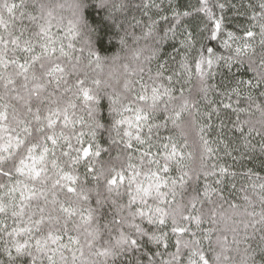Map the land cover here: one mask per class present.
<instances>
[{
  "label": "snow or ice",
  "instance_id": "1",
  "mask_svg": "<svg viewBox=\"0 0 264 264\" xmlns=\"http://www.w3.org/2000/svg\"><path fill=\"white\" fill-rule=\"evenodd\" d=\"M162 5L163 0H142L136 8L148 17L147 22L133 16L134 23L125 27L113 13L124 11L126 0H75L69 6L75 19L65 26L64 17L53 15L63 4L31 0L29 11V0H0V255L6 257L0 264H108L110 257H127V264H210L191 225L203 231V240L211 241L212 229L201 228L205 223L201 210L214 202L213 184L220 185L235 173L220 166L217 174V165H203L196 174L206 181L203 191L193 189L187 203L178 205L177 197L183 199L192 179L184 166L186 156H191L183 151L188 139L181 131V145L176 134L162 137L160 131L169 125L180 130L188 116L195 123L203 100L208 120L221 108L233 110L244 146L252 147L248 137L255 134L261 137L264 152V133L240 119L253 109L264 111V0H241L239 5L232 0H197L184 6H173L169 0L167 9ZM93 10L106 11L112 27L124 31L122 46L127 47L126 37L133 43L146 42L134 49L138 60L144 51L150 53L136 68L123 65L128 78L122 84L117 80L118 87L86 70L94 65L95 72L106 60L94 44L97 33L101 35L96 43H102L104 28L91 26L86 18ZM150 10L168 25L163 35ZM227 11L245 17L238 32L225 31ZM186 18L199 19L203 27L198 33L189 31ZM25 19L29 25L23 24ZM16 20L21 22L18 30L10 24ZM130 28H138L141 35ZM169 39H178L184 50L178 68L170 69L165 62L157 66L155 75L149 69L145 79L144 63L156 57L161 42ZM213 41L226 54L219 53ZM257 45L262 49L259 55ZM244 57L247 71L253 74L248 80L232 72L235 65L244 64ZM225 69L233 86L218 92L219 86L209 81ZM193 75L198 80V100L190 98L191 87L185 88ZM102 83L110 89L103 96ZM212 92L221 96L217 107H213L217 101L209 99ZM105 107L110 120L101 115ZM210 128L211 124L200 128L209 156L215 151L204 136ZM101 132L111 141L107 149L97 143ZM102 153L108 159H102ZM173 165L179 173L175 177L168 175ZM259 188L264 191V183ZM106 205L112 209V219L101 226L98 216L105 215ZM215 215L213 209V222ZM145 222L152 227L145 228ZM169 225L175 236L174 252H167L169 235L164 228ZM103 230L109 237L113 231L116 235L99 244ZM190 232L193 238L185 239ZM148 244L165 251L150 254L145 250ZM165 255L167 259H158ZM100 257L104 259H95ZM258 260L264 264V252Z\"/></svg>",
  "mask_w": 264,
  "mask_h": 264
},
{
  "label": "trees",
  "instance_id": "2",
  "mask_svg": "<svg viewBox=\"0 0 264 264\" xmlns=\"http://www.w3.org/2000/svg\"><path fill=\"white\" fill-rule=\"evenodd\" d=\"M142 0H126L127 7L122 12H114L113 15L115 17V20L117 22H125V27H127V22H132L131 17L135 16L137 19L141 20L142 23H146L148 17L144 16L140 10L136 8L137 4H141ZM172 5H176L179 3L181 6L187 5L188 3L196 4L197 0H171ZM233 3H236L237 5L240 4L241 0H232ZM50 3L52 5L56 4H63L64 8H56L54 9L53 15L54 16H62L64 17L63 23L65 26H67L69 19H75L73 16V9L69 7L70 5H73L75 3V0H50ZM165 9L169 7V0H163V5ZM29 11H32L31 7V0H29ZM181 10H183V7H181ZM165 15H171L170 12H165ZM108 13L106 11L102 12L100 10H93L91 11L90 15H88L86 18L88 20V23L93 27H102L104 28L103 32V39L102 43H96V40L100 38V33H97V36L94 37V44L96 51L101 55L102 57H105L106 59L112 58L114 56H119L121 54V50L126 48L125 46L121 45L120 37L124 36V31L120 28L112 27L113 21L107 19ZM149 15L153 16L152 11H149ZM227 16L229 18V23H227L225 31H234L238 32L240 25L245 24V17L244 16H234L233 11H227ZM7 18V17H6ZM154 19H157L159 21L158 24V30L160 31V34L163 35V29L166 28L168 25L162 21L159 20L158 16H153ZM55 23V22H54ZM10 24L14 30H18L21 27V22L19 20L16 21H10ZM24 25H29V22L25 19L23 21ZM185 26L188 27L189 31L192 32H199L200 28L203 27V25L200 23L199 19L191 20V18H186L185 20ZM53 32H57V29L53 27ZM129 31L134 32L137 36L141 35V31L138 28H130ZM116 33H119L117 35ZM63 35V32L60 33ZM127 40V47L132 48H138L143 47L146 43L143 39L139 41V43H133V40L131 37H126ZM66 43V42H65ZM148 43H151V41H148ZM214 47L217 48V51L219 53H225V50L219 46L218 41L211 42ZM80 47V42H77V48ZM177 49H179V53L177 52ZM257 54L262 51L259 45H257L256 48ZM184 50L180 48V44L177 40H164L159 45V51L157 53V56L154 57L151 61L144 63L145 68V79H147V73L148 70L151 69V72L153 75H155L157 66L159 64H164L165 62L169 66V68H178V61L181 59V56L183 55ZM86 55V53H85ZM145 56L150 55L149 52L144 53ZM244 64L243 65H235L232 68V72L236 73L239 79L242 80H248L252 77V73L250 71H247V57H244ZM85 63H87V60H85ZM230 74L227 72V70H223V75H221L219 72L215 76L214 79L210 80L209 83L216 84L219 86V91H224L226 89H230L231 86H233V83L231 79L229 78ZM198 85V80L196 79L195 75L191 78V83L189 85H185V88L191 87L193 89L192 93L190 94L191 99H200L198 93L196 92V87ZM175 87L178 89L180 87V84H176ZM218 92H212L209 95L210 100L217 101V104L213 105V107L218 106V102L221 99V96L218 94ZM176 95H179V92L177 91L175 93ZM185 95H189L187 91H185ZM235 100L236 97H233V103L235 106ZM227 102V100H225ZM104 104L107 105V101H104ZM207 102L201 100L200 101V114L195 115V123H193V117L188 116L185 118L184 125L187 126V138H188V146L186 148H183V151L185 154L191 153L192 154V147L191 143L192 140H195L199 145V151L197 153V157L200 156L203 157L204 166L211 167L212 165H217V174L218 169L220 166L227 167L230 172L235 173L234 176L229 175L224 179V182L220 185L213 184V187L217 188V192L212 195V199L216 200L218 198H227L232 203H240L243 204L245 199L244 197L247 196L249 199L258 196L261 194L262 190L259 188L260 183H264V152L260 150V136H256L253 134L252 136L248 137V140L251 142L252 147H245V140L241 137V134L239 130L234 126V121L237 119V114L229 109L224 110L220 109L217 114H214L211 117V120H208L206 117V113L208 111V108L206 106ZM239 107H247L246 104H240ZM101 115H104L106 120H110L111 116L108 113L107 107H105ZM264 116V111H256L252 110L250 113H244L240 115V119L242 120H249L250 126L259 129L262 133H264V120H261V117ZM206 124H211V128L207 129V131L204 133L205 138L210 142L211 147L215 150L214 153L209 156L204 152V146L201 142V132L200 128L205 126ZM160 135L162 137H167L169 135H175V130L172 128L171 125L168 126L167 129H161ZM245 136H247V132H245ZM167 142V141H165ZM97 143H100L101 146L105 149L109 147V144L111 141L108 139V134L106 132H101L98 135ZM180 144L183 145V140L180 141ZM153 151H156L154 148ZM112 155H116V151L112 152ZM102 159H108L107 153H102L101 156ZM79 171L82 173L84 171V168L81 167ZM251 172V175L248 173ZM179 173L176 170L175 166L173 165L171 171L168 173L170 176H177ZM206 181L201 176L199 179L196 178V175H192V179L188 182V185L186 187L183 199H180V201L184 204L187 203L188 198L194 194L193 189L199 187L201 192L203 191V185ZM211 182V181H208ZM253 184L256 185V187H253ZM17 195H19L17 193ZM63 198V197H62ZM122 202H127V196H124L122 198ZM151 202V201H150ZM34 203V202H33ZM93 207H95L94 201L92 202ZM199 207V205H198ZM256 211H259V205H255ZM251 210V209H250ZM105 215L104 216H98V223L103 226V224L107 223L112 219V209L105 206ZM11 223V221H9ZM145 228H150L152 226H149L146 222L144 223ZM202 229H207V224L201 225ZM164 231L168 232L169 235V247L167 249V252H174L175 249V236L170 231V225L168 227L164 228ZM191 232L196 233V237L198 239H201L203 241L204 247L207 246V241L203 240V231H197L195 224L191 225ZM191 232L188 236L185 237V239L193 238L191 236ZM116 235V232L113 231L112 237H109L107 230L102 231V238L99 242V244H103L105 240L114 238ZM23 239V237H21ZM66 241V237H64ZM257 239H259V234H257ZM51 247H56V245H51ZM146 251L150 250L151 252H155L157 250L164 252L165 249L163 247H160L157 249V247L154 244H148L146 246ZM205 250V249H204ZM14 251V249H13ZM209 258V256H208ZM6 257L0 255V261L5 260ZM24 258H21L23 260ZM97 260H103L104 258H95ZM127 264V257H117V258H108V264ZM158 259H167V256L160 257ZM18 264H20V261H18ZM45 264H47V261H45Z\"/></svg>",
  "mask_w": 264,
  "mask_h": 264
},
{
  "label": "clouds",
  "instance_id": "3",
  "mask_svg": "<svg viewBox=\"0 0 264 264\" xmlns=\"http://www.w3.org/2000/svg\"><path fill=\"white\" fill-rule=\"evenodd\" d=\"M134 49L132 47L122 49L119 60L106 59L102 68L95 69V72L92 71L94 65L86 70L93 77L98 75L102 82L108 80L110 84L118 87L117 80L122 84L123 80L128 78L123 65L127 64L129 70L138 67L145 56L144 53L148 52L144 51L138 60L134 56ZM110 74L112 79H109ZM132 78L135 79V77ZM107 91L110 89L105 88L102 83L100 95L103 96ZM261 120H264V116ZM181 131L187 136V126L183 124L180 130L175 131L177 138L182 140ZM191 147L192 154L190 157L186 156L184 166L194 176L202 170L204 161L202 156L197 157L199 145L195 140H192ZM117 166H119L118 163ZM177 204L185 205L180 201L179 196ZM232 204L236 207H232ZM255 205H259V211H256ZM213 209L216 213L214 222ZM201 214L204 224L212 229L211 241H207V246L204 247L202 240L200 242V246L208 253L210 264H253L254 258H256V264H261L258 257L264 252V239H262L264 237V191L251 199L247 197L243 204L232 203L226 197L218 198L212 204L205 203ZM225 237H227V243L224 242Z\"/></svg>",
  "mask_w": 264,
  "mask_h": 264
}]
</instances>
